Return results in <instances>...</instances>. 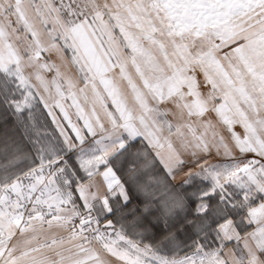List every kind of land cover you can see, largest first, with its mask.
<instances>
[{
    "label": "snow or ice",
    "instance_id": "1",
    "mask_svg": "<svg viewBox=\"0 0 264 264\" xmlns=\"http://www.w3.org/2000/svg\"><path fill=\"white\" fill-rule=\"evenodd\" d=\"M0 264H264V0H0Z\"/></svg>",
    "mask_w": 264,
    "mask_h": 264
}]
</instances>
